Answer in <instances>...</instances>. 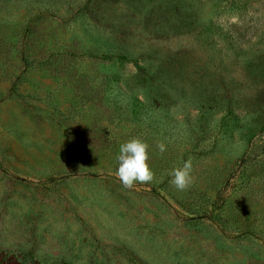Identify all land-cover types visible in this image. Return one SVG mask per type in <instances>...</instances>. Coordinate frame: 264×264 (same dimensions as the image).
<instances>
[{"label": "rangeland", "instance_id": "1", "mask_svg": "<svg viewBox=\"0 0 264 264\" xmlns=\"http://www.w3.org/2000/svg\"><path fill=\"white\" fill-rule=\"evenodd\" d=\"M139 1L162 12L168 0ZM67 2L29 22L33 0H0V264H264V0H196L239 48L198 43V71L158 102L140 81L162 65L137 51L157 15ZM111 43L137 62L103 58ZM137 137L155 175L126 188L116 157ZM188 159L180 191L169 172Z\"/></svg>", "mask_w": 264, "mask_h": 264}, {"label": "trees", "instance_id": "2", "mask_svg": "<svg viewBox=\"0 0 264 264\" xmlns=\"http://www.w3.org/2000/svg\"><path fill=\"white\" fill-rule=\"evenodd\" d=\"M38 7V12L32 15L29 22L48 19L56 16L62 9L66 11L73 9L74 3L67 0H33ZM196 0H168L165 6V11H155L154 8H148V5L142 4L139 0H132L131 9L136 15H140V19L149 21L157 15L156 23L153 25L152 41L147 46H139L138 50L140 57L158 60L162 65L161 73L152 75L149 78L141 80V84L149 89L152 95L150 98L155 102L164 100V91L167 88L177 89L181 81L179 76L195 74L198 71V43L203 42L208 46L214 41L215 34L225 38L231 48L236 50L239 48L238 41L233 35L228 32L220 31L219 26L210 19L202 20L198 15V8L195 4ZM198 1V0H197ZM88 4L81 6L80 10ZM36 8V7H35ZM202 25V27L200 26ZM174 37H183L188 39V42L175 49L168 45L162 44L163 41ZM191 41V42H189ZM136 51L131 49L128 44L111 43L106 46V50L102 57L106 59L120 58L124 61H136L133 54ZM137 76L140 77L145 71L141 65L137 64ZM65 177L50 178L46 182L38 184L45 185L46 183H55L63 180ZM115 250L128 257L132 262H141L130 249L124 246L115 247Z\"/></svg>", "mask_w": 264, "mask_h": 264}, {"label": "clouds", "instance_id": "3", "mask_svg": "<svg viewBox=\"0 0 264 264\" xmlns=\"http://www.w3.org/2000/svg\"><path fill=\"white\" fill-rule=\"evenodd\" d=\"M161 153L166 150L163 143L157 144ZM149 145L140 138H132L119 146L116 157L118 167L116 176L126 188H132L137 182L147 183L154 179V172L149 165ZM191 159L174 167L169 175L170 183L180 191L186 190L193 183Z\"/></svg>", "mask_w": 264, "mask_h": 264}]
</instances>
